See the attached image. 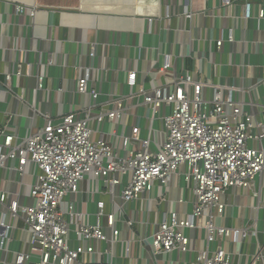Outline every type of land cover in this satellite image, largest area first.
<instances>
[{"label":"built area","instance_id":"built-area-1","mask_svg":"<svg viewBox=\"0 0 264 264\" xmlns=\"http://www.w3.org/2000/svg\"><path fill=\"white\" fill-rule=\"evenodd\" d=\"M250 8L246 6L244 19H250ZM25 10L16 7L17 14ZM184 17L192 20L194 13L186 11ZM257 19L264 22V8ZM148 22L153 35L155 20ZM234 42V31L229 29L226 39L215 40V47L220 52ZM169 46L167 53L153 48L156 58L146 81L136 68L128 70L126 85L133 90L129 94L114 92L102 101L96 89L97 69L79 67L83 76L76 80L74 92L90 97L88 107L60 118L40 113L45 125L34 127L24 138L10 121L0 124V171H14L13 183L19 188L18 192L0 190V253L4 255L0 264H101L95 260L99 255L107 260L102 264H116L113 249L121 243L122 233L118 225L123 223L130 231L138 225L128 217L127 206L140 202L141 211L150 213L146 195L153 193L156 183L171 187L176 178H184L193 192V211L185 216L173 209L162 212L155 230L141 241L151 253V264L172 255L175 264H243L247 255L249 264H264V240L260 241L264 122L234 97L242 89L204 78V58L199 59L198 71L188 72L182 55L173 53L174 43ZM97 52L92 44L90 57L95 59ZM17 75L24 76L22 69ZM5 87L12 88L9 74ZM43 87L44 77L39 76L38 88ZM105 123L122 124V134L107 135L100 129ZM33 167L38 174L28 185ZM89 178L103 181L111 198L110 212L105 202L97 203L93 223L75 200L80 194L90 200L92 192L85 189ZM232 189L247 193L255 213L237 228L220 224L227 218L225 197ZM155 202L172 204L167 195ZM16 231L22 234L19 241L24 248L18 251L11 249ZM252 239L255 250L246 254L244 248ZM93 243L107 248L100 251ZM125 255L134 260L131 241Z\"/></svg>","mask_w":264,"mask_h":264},{"label":"crops","instance_id":"crops-1","mask_svg":"<svg viewBox=\"0 0 264 264\" xmlns=\"http://www.w3.org/2000/svg\"><path fill=\"white\" fill-rule=\"evenodd\" d=\"M227 1L134 0L131 4H97L91 0H0V124L10 121L13 130L24 138L34 127L45 125L40 113L60 118L88 107L90 97L74 92L76 80L83 76V69L77 70L79 67L97 69L96 89L102 94V101L114 92L129 94L133 90L126 85L128 70L136 68L145 78L156 58L153 48L167 53L170 42L174 43L173 53L182 55L186 71H198L199 59L204 58V78L216 85L242 89L234 97L244 103L245 111L264 122V22L257 19L264 0H231L230 6ZM247 5L251 7L250 19L243 18ZM17 6H24L25 13L17 14ZM125 8L129 13L123 11ZM186 11L194 13L192 20L184 17ZM150 18L155 20L153 35L149 34ZM229 29L234 31L235 42L226 43L218 52L215 40L226 39ZM92 44L98 48L95 59L90 57ZM244 63L248 65L245 68L240 66ZM19 69L24 76L17 75ZM7 74L12 76L11 90L5 87ZM39 76L44 77L43 89L38 88ZM206 95L210 98L211 90ZM252 100L257 102L255 106L250 105ZM127 124L133 123L128 120ZM122 128V124L108 123L100 127L107 135L111 131L122 134ZM108 139L114 141V137ZM31 170L28 185L38 174L36 167ZM15 178L14 171H0V190L18 192V186L13 183ZM171 185L162 187L156 183L153 193L146 195L150 199V213L141 211L140 202L127 206L128 217L137 220L138 225L134 232L123 223L118 225L122 233L121 243L113 249L116 264H151V253L142 247L141 241L155 230L162 212L173 209L184 216L192 213L194 195L185 179L176 178ZM85 189L92 192L90 200L85 194L75 200L78 209L89 214L93 223L97 203L105 202L110 212L111 198L105 194L101 180L89 178ZM24 194H29L27 188ZM163 195L172 201L169 207L156 204L155 200ZM182 199L184 203L180 202ZM225 200L229 206L227 218L220 224L228 228L242 227L249 217H254L250 209L253 202L245 191L232 189ZM263 216L261 212L260 218ZM260 228L262 242V220ZM14 237L16 241L11 249H24L19 241L22 234L16 231ZM128 241H131L134 260L125 255ZM93 246L100 251L107 248L104 244L93 243ZM255 246V239L250 240L244 252L251 254ZM248 257L243 264H249ZM3 258L0 253V262ZM160 258L165 264L176 263V255ZM95 260L101 264L107 261L101 255ZM184 260L191 261L187 256Z\"/></svg>","mask_w":264,"mask_h":264},{"label":"rangeland","instance_id":"rangeland-1","mask_svg":"<svg viewBox=\"0 0 264 264\" xmlns=\"http://www.w3.org/2000/svg\"><path fill=\"white\" fill-rule=\"evenodd\" d=\"M92 3H97V4H116V3H123V4H131L134 2V0H91ZM110 10V9H109ZM111 11V10H110ZM124 12L129 13L130 10L128 8L123 9ZM27 182V180H26Z\"/></svg>","mask_w":264,"mask_h":264}]
</instances>
